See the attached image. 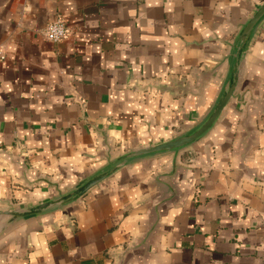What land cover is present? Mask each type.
Instances as JSON below:
<instances>
[{
  "label": "crops",
  "instance_id": "obj_1",
  "mask_svg": "<svg viewBox=\"0 0 264 264\" xmlns=\"http://www.w3.org/2000/svg\"><path fill=\"white\" fill-rule=\"evenodd\" d=\"M263 2L0 0V264H264V18L234 58ZM234 69L195 142L27 212L193 130Z\"/></svg>",
  "mask_w": 264,
  "mask_h": 264
},
{
  "label": "water",
  "instance_id": "obj_2",
  "mask_svg": "<svg viewBox=\"0 0 264 264\" xmlns=\"http://www.w3.org/2000/svg\"><path fill=\"white\" fill-rule=\"evenodd\" d=\"M263 18L264 2L254 11L250 18L245 22L238 34L234 52L235 61H239L242 58L243 52L251 37V34ZM236 79L237 70L234 69L225 90L220 95L209 114L193 130L164 142L155 143L152 145L125 152L122 156H120L114 161L113 165L111 166V170L103 171L100 174H97L92 178L79 184L78 186L74 187L72 190L66 192L65 194L55 199L43 202L38 206L32 207L27 212L37 213L52 208L55 205L63 206L73 200L80 199L83 197L84 194H86V192H88L90 189L100 183L111 171L116 170L120 165H123L128 161L165 152L176 151L187 147L191 143L195 142L212 127V125L215 123V121L221 114L222 110L224 109L228 100L233 94Z\"/></svg>",
  "mask_w": 264,
  "mask_h": 264
},
{
  "label": "built area",
  "instance_id": "obj_3",
  "mask_svg": "<svg viewBox=\"0 0 264 264\" xmlns=\"http://www.w3.org/2000/svg\"><path fill=\"white\" fill-rule=\"evenodd\" d=\"M42 34L49 42L58 43L65 40L70 32L63 20L56 19L46 25ZM4 58V52L0 49V61L4 60Z\"/></svg>",
  "mask_w": 264,
  "mask_h": 264
}]
</instances>
